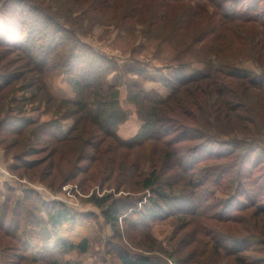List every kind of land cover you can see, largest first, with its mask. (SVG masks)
<instances>
[{"label":"rangeland","instance_id":"obj_1","mask_svg":"<svg viewBox=\"0 0 264 264\" xmlns=\"http://www.w3.org/2000/svg\"><path fill=\"white\" fill-rule=\"evenodd\" d=\"M178 1L0 0V264H52L47 251L57 250L59 264H121L120 255L159 264H264V0H216L218 9L211 1ZM217 10L257 22L226 23ZM29 30L34 52L69 43L79 56L97 55L121 69L138 66L150 78L144 89L162 97L171 92L167 81L190 77L207 63L234 66L248 81L226 80L224 96L208 93L207 85L190 89L177 117L184 124L166 139L177 144L123 150L80 120L73 106L59 103L76 97L67 68L40 75L12 44ZM130 79L120 88L127 121L117 135L125 141L139 133L146 111L128 101ZM72 128L75 141L48 136ZM169 151L208 157L196 171L211 184L204 217L178 201L191 188L181 177L185 169L162 162ZM132 165L146 175L156 165L178 206L143 219L157 197L142 188ZM92 196L110 201L98 207ZM115 211L113 225L107 214ZM55 213L70 219L53 228ZM83 239L86 254L59 247Z\"/></svg>","mask_w":264,"mask_h":264},{"label":"trees","instance_id":"obj_2","mask_svg":"<svg viewBox=\"0 0 264 264\" xmlns=\"http://www.w3.org/2000/svg\"><path fill=\"white\" fill-rule=\"evenodd\" d=\"M182 1L186 0H179L178 2ZM206 1H211L217 7L216 9H218L216 0ZM217 13L224 18L226 23L235 21H240L242 23L257 22V19L223 15V13L221 14L218 10ZM17 28L20 29L21 27L17 26ZM11 36L12 34L10 37ZM33 36V30L27 32L23 31L20 35L18 34L13 37L14 40L11 39L12 44L20 48L31 67L40 75L44 76L50 72L52 73L56 69L61 68L63 70V68H67L66 70L68 71L66 73L70 74L72 78L73 90L76 97L74 99H62L59 103L73 106L80 116V120L90 123V125L96 128L105 139L111 140L112 146H116L123 150H135L149 142H166L165 145H168V147L177 144L178 142L174 141V139H169L167 141L166 139L170 134L176 133L175 128L177 124L178 126L184 124L181 123L180 120H177V117H180L179 115L182 114L181 103L183 94L190 89H199L201 86L207 85L209 90L208 93H216L217 96H224L225 91L228 93V88L226 87L228 83H226V80L244 82L248 79L246 73L244 74L236 70L234 66L217 63L218 67H216L214 63H207L205 70L197 71L190 77H181L173 82L167 81L165 86L168 87L171 92L168 96L162 97L156 91H146L144 89V83L148 82L150 78L148 73L138 66H124L121 69L106 58L104 59L97 55L79 56L77 55L78 50L73 47V44L71 45L69 43L68 45H62L61 42H57L56 45L53 44L52 47L46 45L48 47L44 54L40 53V51L34 52V47L30 46V42L34 38ZM54 42L55 41H53V43ZM67 48L70 49V52ZM64 49L69 53H62ZM235 71L238 72L235 73ZM127 76L135 77V79H130L127 83L128 101L134 103L141 111L142 108H145L146 111H142L139 116L142 122L139 133L133 139L125 141L117 135V129L121 124L127 121V113L120 105V88ZM46 94L51 100H54L48 91H46ZM225 98L227 97H224V100ZM27 128L28 126L26 125L23 130H20L21 133L19 134L24 133ZM53 130L54 129H52V131ZM58 130V132L53 131L52 134L49 133L48 136L60 143L76 140L71 138L75 129L72 128L67 133H61L63 129ZM164 157L162 162L165 161L167 167H171V169L183 168L186 172L181 177L187 182H185L184 185H187L188 189L191 188V190L188 192L189 195L185 192H181L186 195H181L182 201L180 199L178 201L189 203V205L195 207L189 212L192 216L198 215L204 217L207 213V211H205V206L208 207L206 204L210 200V194L207 188L211 184H208L205 177L200 175L203 169L201 170L197 164L209 160L208 157L201 158L196 155L182 156L180 152L174 153L171 151L167 152ZM152 168L153 171L148 175L141 170L140 165H132L129 168L132 174L135 173V177L142 179V188L152 191L154 196L157 197L150 200L153 202L150 204L147 213L140 214L145 220L147 218L155 219L156 217H161L165 212V207L172 205L174 207L178 206L177 203V205L173 204L174 199L172 196H175V193H169L170 191L168 192L166 190L167 188L164 187L165 185L160 182L159 175L156 173L157 166L153 165ZM186 190L187 189H185V191ZM91 201L98 207H104L110 200L108 197L98 199L92 196ZM69 219L67 213H55L51 219L53 228L59 225L61 221L65 224ZM107 220L113 225H116L119 221L118 211H115L113 215L107 214ZM59 247H61L64 252L78 250L81 254H86L89 250L87 239H83L78 243L60 241ZM58 251L59 250H57V252L47 251L48 254L50 253L51 256L55 258L51 259L54 261L50 263H60L57 259ZM119 261L121 264H159L147 256L132 257L120 255Z\"/></svg>","mask_w":264,"mask_h":264},{"label":"crops","instance_id":"obj_3","mask_svg":"<svg viewBox=\"0 0 264 264\" xmlns=\"http://www.w3.org/2000/svg\"><path fill=\"white\" fill-rule=\"evenodd\" d=\"M121 136H122V135H121ZM122 137H123V136H122ZM132 137H133V136H132ZM124 138H125V139H129V138L123 137V139H124ZM130 138H131V137H130Z\"/></svg>","mask_w":264,"mask_h":264}]
</instances>
